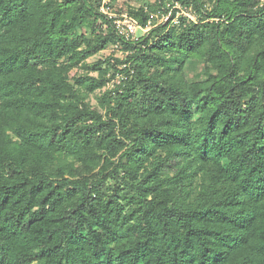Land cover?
Returning a JSON list of instances; mask_svg holds the SVG:
<instances>
[{"label":"trees","instance_id":"16d2710c","mask_svg":"<svg viewBox=\"0 0 264 264\" xmlns=\"http://www.w3.org/2000/svg\"><path fill=\"white\" fill-rule=\"evenodd\" d=\"M118 1L0 0V264H264V0Z\"/></svg>","mask_w":264,"mask_h":264},{"label":"built area","instance_id":"2783aa9c","mask_svg":"<svg viewBox=\"0 0 264 264\" xmlns=\"http://www.w3.org/2000/svg\"><path fill=\"white\" fill-rule=\"evenodd\" d=\"M167 7L170 9L169 13L167 14L164 12L148 13L149 20L146 27H142L136 19L131 17L126 12L121 14L120 16H117L113 14V11L108 8L103 7L102 11L106 15H108L110 19L114 20V27L117 34L125 40H137L138 37H136V35L139 31H142L145 35H147L153 27L160 24H166L169 21L174 10L177 11L176 16L173 20L175 24L179 23L180 16L193 21L196 20V16L191 11V8L188 9L187 7L182 6L178 2L170 3L167 5ZM156 20L158 21V23H156ZM113 50L118 51V45H116Z\"/></svg>","mask_w":264,"mask_h":264},{"label":"rangeland","instance_id":"374dc122","mask_svg":"<svg viewBox=\"0 0 264 264\" xmlns=\"http://www.w3.org/2000/svg\"><path fill=\"white\" fill-rule=\"evenodd\" d=\"M158 0H119L117 3V10H112L113 14L120 16L123 13H127L128 9H136L142 6H145L146 4L148 5H153L156 6L158 4L157 2ZM122 10V11H121ZM117 11V12H116ZM156 13V12H154ZM156 23H158V21L156 20ZM145 34L142 31H139L138 34L136 35V37L140 38L142 36H144ZM112 48H107L105 49L103 52H101L99 55H97L95 58L90 59L91 62H94L96 60L99 59H106L108 58L110 55L115 54V57H119V58H124V55L122 54L121 51L118 52H113ZM203 74V69L202 66L195 62V61H190L187 65V75H188V79L193 82V81H197L200 79V76H202ZM110 86L112 87V84H110ZM109 86V87H110ZM99 93V92H98ZM102 93V91H101ZM100 95V94H98ZM91 103L92 105L96 106L97 105V98L96 96H93L91 98Z\"/></svg>","mask_w":264,"mask_h":264}]
</instances>
